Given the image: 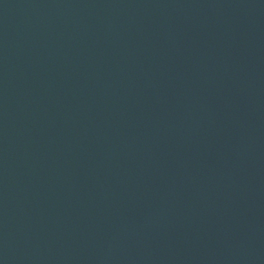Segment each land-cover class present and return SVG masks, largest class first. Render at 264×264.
Returning a JSON list of instances; mask_svg holds the SVG:
<instances>
[{
    "label": "water",
    "instance_id": "95a60500",
    "mask_svg": "<svg viewBox=\"0 0 264 264\" xmlns=\"http://www.w3.org/2000/svg\"><path fill=\"white\" fill-rule=\"evenodd\" d=\"M0 264H264V0H0Z\"/></svg>",
    "mask_w": 264,
    "mask_h": 264
}]
</instances>
